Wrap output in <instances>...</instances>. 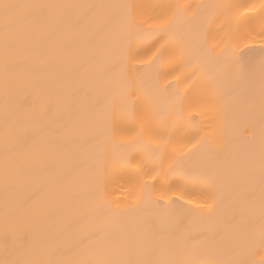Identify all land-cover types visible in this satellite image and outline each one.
I'll return each instance as SVG.
<instances>
[{"label":"snow or ice","instance_id":"snow-or-ice-1","mask_svg":"<svg viewBox=\"0 0 264 264\" xmlns=\"http://www.w3.org/2000/svg\"><path fill=\"white\" fill-rule=\"evenodd\" d=\"M191 7L0 0L6 98L10 88L31 87L35 90L41 87L38 79L23 81L15 77L16 71L25 65L35 69L41 64L71 62L77 71L98 67L105 81L102 94L95 96L92 103L99 119L85 139L65 140L67 125L61 126L59 120L50 118V114L61 105L67 107L73 92L71 69L65 73L62 93H53L47 108L31 109L27 124H22L20 116L24 105L9 108L6 104L2 140L5 188H15L26 182L35 186L37 192H48L49 198L43 206L29 208H25V204L37 199L35 195L28 197L27 201L11 204L6 200L3 210L5 258L0 259V264H249L245 259L244 245L228 243L219 234L193 233L180 228L186 205L178 200L162 204L165 185L160 180L156 185L144 182L142 187V191L147 192L159 185L157 190L161 195L156 203L164 209L158 221L147 228L143 227L148 223L147 218L135 226L131 223L138 208H122L109 198V168L130 166L137 159L132 156L133 151L140 146L151 148L156 141L164 144L152 151L161 156L167 153L166 133L157 135L155 140L148 139L145 144L146 133L157 131V121L164 128L178 123L182 129L196 119L191 116L193 110H204L208 114L226 105L227 96H241L245 111L253 119L257 114L259 116L261 148L258 158L250 157L243 173L232 178L230 183L238 180L245 184L249 199L259 192L261 220L264 222V45L256 49L240 40L253 30L257 21L264 35V3L258 16L242 17L231 12L224 18L226 24L221 30L227 29V58H215L211 68L189 56L190 44H194L198 37L190 34L177 37L172 33L176 20L186 15ZM152 8L160 9L155 16L158 26L142 28L138 18L151 15L147 10ZM73 10L79 11L74 14ZM133 42L148 45L149 55L143 62L149 67L167 60L177 80L184 75L182 68L191 69L184 75V80L196 78L193 92L185 95L177 90L164 96L155 74L143 73V69H136L135 73L131 71L128 65L136 58L131 55ZM25 100H28L27 96ZM124 130H128L132 138L119 143L118 147L126 151L113 152L110 158H106L103 168L93 170L92 149L101 146L105 138H115ZM207 142V137L201 138L198 134L190 141L194 147L199 144L197 152ZM49 150L55 151L66 170L41 167ZM11 158L17 161L14 170L8 168ZM90 170L91 179L86 185L73 183L75 175ZM199 171V165L188 158L177 160L167 171L163 166L154 170L165 184L173 175H179L181 180L198 178ZM203 178L214 184L220 176L207 170ZM72 192L78 196L72 201L74 213L69 223L62 215V209ZM224 199L227 202L225 211L235 219L239 214V197L230 187ZM142 204L143 199L138 201V205ZM208 207L212 210L213 205ZM17 228L26 230L27 241L12 245V255H9L8 239L15 235ZM259 240L264 246V223ZM225 253L229 258H223Z\"/></svg>","mask_w":264,"mask_h":264},{"label":"bare ground","instance_id":"bare-ground-1","mask_svg":"<svg viewBox=\"0 0 264 264\" xmlns=\"http://www.w3.org/2000/svg\"><path fill=\"white\" fill-rule=\"evenodd\" d=\"M14 3H50V4H143V5H184L193 6L186 15L179 17L172 29V33L177 37L186 35L196 36L199 39L190 44L189 56L194 61H199L211 68L215 58L226 60V45L229 40L226 36L227 29L221 30L226 24V17L231 12H237L243 16H258L261 11V4L264 0H12ZM224 5L239 6L234 8L219 7ZM199 6V7H195ZM247 6V7H244ZM252 6H255L254 8ZM79 10H73L74 14ZM151 15H143L138 19L142 28L158 26L155 16L160 9L152 8L147 10ZM165 11H172L165 9ZM220 20L219 23H216ZM242 43L256 49L264 45V35L261 34L259 22L253 25V30L240 37ZM131 59L128 67L135 73L136 69H143V73L155 74L159 78L162 95L167 96L177 90L188 95L193 92L196 78L185 82L184 75L191 69L182 68L181 79L177 80L172 75V66L167 60L161 61L149 67L145 64L144 58L149 55L148 45L133 42ZM71 69V81L73 92L67 101V107L61 105L50 114L51 119L59 120L60 125H67L65 140H72L76 137L85 139L91 134L94 124L99 117L92 107L93 98L102 94L104 89V78L99 74L98 67H90L84 71L75 70L74 64L55 63L41 64L33 69L30 65L22 66L14 74L17 79L30 81L38 79L41 87L33 90L9 89L8 96H5V80L3 73V45L0 42V259L5 258V240L3 228V210L6 200L11 204L16 201H27L28 197L36 196L37 199L28 201L25 208L41 207L48 198V192H37L35 186H30L26 182L18 184L15 188L6 190L4 185L5 158L2 149L4 111L5 106L9 108L24 105L20 109L22 124L28 123V113L31 109L47 108L53 99V93L61 94L65 82V73ZM142 73V74H143ZM180 74V73H178ZM175 85V88L170 87ZM28 100H25V97ZM226 105L211 113L206 114L204 110H193L191 116L196 117L191 124H185L182 129L178 123L168 128H164L157 121V131L153 134L145 135V144L148 139H154L157 135L168 137L167 153L161 156L152 151L157 146H163L164 142L156 141L151 148L140 146L132 152V156L137 157L130 166L115 165L109 168L108 193L114 204H120L122 208H138L133 215L131 223L135 226L145 218L148 223L143 224L144 228L151 226L158 221L159 216L164 212L156 200L161 195L157 189L147 192L142 191L144 182L156 185L157 180L164 184V195L162 204H169L172 200H178L180 204L186 205L187 211L180 228L196 232H206L209 235L219 234L228 243H239L245 246V259L249 264H264V246L260 244V232L262 228L260 212V196L257 192L250 199L247 198L246 186L238 180L231 182L232 178L239 177L243 171L246 161L255 156L258 158L261 148V129L259 116L253 119L243 107L241 96H227ZM179 129V130H178ZM198 134L201 138L207 137V144L197 152L199 144L190 143L192 136ZM132 135L128 130L118 132L115 138H105L103 144L92 149L93 159L92 169L103 168L106 158H110L113 152L123 153L126 149L118 147L119 143L130 140ZM47 140L45 144H47ZM195 153V155H193ZM188 158L199 165L198 178L181 180L179 175H173L167 180L157 176L154 170L163 166L165 171L169 165H175L177 160ZM16 159L8 160L9 170L16 167ZM41 167H56L66 170L62 165L54 150L49 153L41 163ZM211 170L218 173L220 179L214 184L203 178V173ZM149 173H153L149 175ZM91 179V170L82 172L73 177L76 185H86ZM236 192L239 197L237 204L239 214L233 219L232 215L225 211L227 202L224 197L229 188ZM78 194L72 192L65 201L62 215L71 218L74 213L72 207L73 199ZM143 199V204L138 205V201ZM208 205H213L212 210ZM26 230L17 228L15 235L8 239L9 255H12V245L26 243ZM223 258H229L225 253Z\"/></svg>","mask_w":264,"mask_h":264}]
</instances>
